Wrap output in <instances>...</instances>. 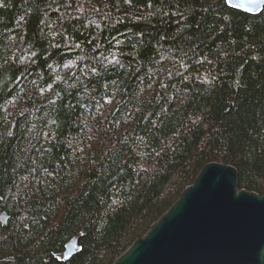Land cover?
<instances>
[{"label": "trees", "instance_id": "trees-1", "mask_svg": "<svg viewBox=\"0 0 264 264\" xmlns=\"http://www.w3.org/2000/svg\"><path fill=\"white\" fill-rule=\"evenodd\" d=\"M209 161L264 194V7L0 0V264H111Z\"/></svg>", "mask_w": 264, "mask_h": 264}, {"label": "water", "instance_id": "water-1", "mask_svg": "<svg viewBox=\"0 0 264 264\" xmlns=\"http://www.w3.org/2000/svg\"><path fill=\"white\" fill-rule=\"evenodd\" d=\"M259 13L264 0H227ZM231 163L209 161L180 196L111 264H264V194L239 187ZM9 214L0 211L6 224ZM79 236L65 244V259Z\"/></svg>", "mask_w": 264, "mask_h": 264}]
</instances>
